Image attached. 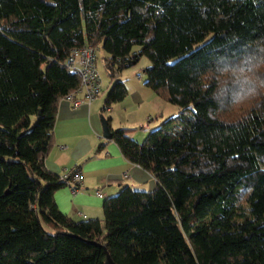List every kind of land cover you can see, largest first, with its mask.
<instances>
[{
	"label": "trees",
	"instance_id": "16d2710c",
	"mask_svg": "<svg viewBox=\"0 0 264 264\" xmlns=\"http://www.w3.org/2000/svg\"><path fill=\"white\" fill-rule=\"evenodd\" d=\"M88 44L113 81L146 56L144 85L179 112L142 142L138 128L111 133L156 188L123 187L103 219L75 220L54 200L69 180L45 160L81 82L65 61ZM262 49L264 0H0V264H105V251L116 264H264V97L227 111L209 80ZM126 96L117 79L105 105Z\"/></svg>",
	"mask_w": 264,
	"mask_h": 264
},
{
	"label": "crops",
	"instance_id": "0c3cea01",
	"mask_svg": "<svg viewBox=\"0 0 264 264\" xmlns=\"http://www.w3.org/2000/svg\"><path fill=\"white\" fill-rule=\"evenodd\" d=\"M127 69L117 74L116 79L124 82L128 96L110 108L106 107L104 99L114 81L109 82L105 92L101 75L102 92L91 104L74 108L68 99L59 102L54 122L55 144L50 149L45 164L48 169L60 175L69 168H80L81 183L78 189H73L70 185L58 187L54 198L61 213L75 220L96 217L103 219L104 199L118 194L123 187L143 190L156 188L157 180L153 175L145 168L126 160L118 144L103 137L102 116L108 117V126L112 131L120 126L129 127L138 123L139 119L134 116L138 107L144 106L147 114L157 113L161 120L174 114L178 108H172L167 101L159 99L154 91L144 85L145 78L144 83L139 85L136 78L125 76ZM136 133L137 131L133 132L134 135ZM98 192H102L104 196L99 197Z\"/></svg>",
	"mask_w": 264,
	"mask_h": 264
},
{
	"label": "clouds",
	"instance_id": "9594fccd",
	"mask_svg": "<svg viewBox=\"0 0 264 264\" xmlns=\"http://www.w3.org/2000/svg\"><path fill=\"white\" fill-rule=\"evenodd\" d=\"M209 80L215 84L213 99L221 106L226 104L227 111L251 105L264 97V54L241 50L235 59L218 65Z\"/></svg>",
	"mask_w": 264,
	"mask_h": 264
},
{
	"label": "built area",
	"instance_id": "2783aa9c",
	"mask_svg": "<svg viewBox=\"0 0 264 264\" xmlns=\"http://www.w3.org/2000/svg\"><path fill=\"white\" fill-rule=\"evenodd\" d=\"M98 49L88 44L82 48L78 47L71 51V55L65 61V65L72 72H76L81 78L80 85L75 92L68 94L66 99L72 103L74 108H79L82 104H91V101L100 96L102 90V78L100 77L98 66ZM82 94V96H80ZM80 169L69 168L61 174L62 179H67L68 185H79L81 183ZM98 196H104L102 192H98Z\"/></svg>",
	"mask_w": 264,
	"mask_h": 264
},
{
	"label": "rangeland",
	"instance_id": "374dc122",
	"mask_svg": "<svg viewBox=\"0 0 264 264\" xmlns=\"http://www.w3.org/2000/svg\"><path fill=\"white\" fill-rule=\"evenodd\" d=\"M134 50L135 51L138 50V47H134ZM97 53H98V60H97V64L96 65L98 66L99 73H100L101 77L103 78V85H102L103 86V91L106 92L107 90H105V89L108 88V86L110 84L109 82H111L112 78L107 76L106 70H105V66L103 65V60L102 59L104 58L106 53L102 49H98ZM151 65H152V63L149 61V59L146 56L142 55L139 58V60H138V62H137V64L135 66L130 67V68L127 69V71L125 72L126 73L125 76L136 78V80L139 82V85L143 84L144 83L143 79L145 78V76L143 75L141 70H142V68H148ZM138 75H140L141 78L138 79ZM116 80L117 79H115V81ZM110 87H111V85H110ZM110 87H109V89H110ZM168 104H170V103H168ZM170 105L172 106V108L175 106L173 104H170ZM143 107L144 106L138 107V111L134 112V116L139 119L138 123H136L134 125V126H137V127L129 125L130 127L138 128L136 130L137 133L135 135L132 133V136H133V138L135 137L136 140L141 141V142L144 139V136L147 135V133H149L150 131H152L154 129V127L159 126L160 122L162 121L159 118L157 113L148 112V114H147ZM178 112L179 111L177 110L174 114H176ZM146 114H147V116H146ZM149 114H151L150 117H148ZM174 114H172V115H174ZM148 119H151V120H148ZM125 125H127V124H125ZM142 125H144V126L142 127Z\"/></svg>",
	"mask_w": 264,
	"mask_h": 264
},
{
	"label": "water",
	"instance_id": "95a60500",
	"mask_svg": "<svg viewBox=\"0 0 264 264\" xmlns=\"http://www.w3.org/2000/svg\"><path fill=\"white\" fill-rule=\"evenodd\" d=\"M136 65V62L133 61L131 58L130 60L127 62V66H135ZM102 127H103V130H104V134H103V137H108V139L111 138V128L108 126V117H106L105 115L102 116ZM107 253V257L105 258V264H116L113 262V259L111 258V254L108 252V251H105Z\"/></svg>",
	"mask_w": 264,
	"mask_h": 264
}]
</instances>
